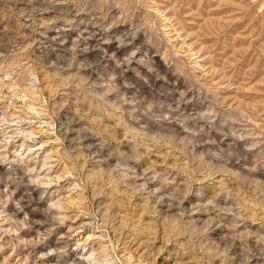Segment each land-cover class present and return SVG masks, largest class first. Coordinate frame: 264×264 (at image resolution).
I'll list each match as a JSON object with an SVG mask.
<instances>
[{
    "label": "clouds",
    "instance_id": "obj_1",
    "mask_svg": "<svg viewBox=\"0 0 264 264\" xmlns=\"http://www.w3.org/2000/svg\"><path fill=\"white\" fill-rule=\"evenodd\" d=\"M25 2L24 26L45 41L55 34L44 46L0 32V264H153L170 248L178 264H235L228 253L237 241L247 254L250 241L264 248V100L224 95L231 78L201 67L213 57L197 32L187 33L200 50L178 69L189 80L178 92L174 58L162 67L155 36L142 38L158 30L144 13L155 0ZM214 2L251 16L249 27L264 35L256 0ZM183 4L173 5L170 28L187 27L176 15ZM57 6L68 11L37 19ZM200 72L207 83L197 92ZM73 97L89 112H72ZM104 111L124 131L115 146L79 126L93 112L102 124ZM154 152L162 162L145 167ZM237 186L257 202L255 231ZM130 200L150 224L136 222Z\"/></svg>",
    "mask_w": 264,
    "mask_h": 264
},
{
    "label": "rangeland",
    "instance_id": "obj_2",
    "mask_svg": "<svg viewBox=\"0 0 264 264\" xmlns=\"http://www.w3.org/2000/svg\"><path fill=\"white\" fill-rule=\"evenodd\" d=\"M176 2L177 0H155V7L144 10L145 15L158 22V30L155 33L149 30L148 34L142 38L151 41L155 36L156 46L160 48L158 56L162 67L169 64L170 54L174 58L169 80L172 84H175L179 79L181 87L177 91H182L186 86H189L188 78L178 69L183 67L186 60L194 58L195 53L200 50L194 41L187 36L188 32H197L200 38V47L208 45L213 57L209 64L201 62V67L208 68L210 65L211 69H223L226 71V75L231 78L233 89L224 95L249 103L264 100V35L256 32L254 27H249L250 24H253L252 17L233 16L231 8H221L214 0H204L203 3H201V0H184L180 12L176 15L181 24H186L187 27L183 30L170 28L167 21L173 14V5ZM262 9H264V0H256L253 15ZM25 11V0H0V32L16 35L23 43H31L35 39L42 41L43 45L47 46L50 43V36L55 33H51L47 41L43 40V37H40L38 33H33L31 29L24 26ZM66 11H68L67 8L57 6L52 13L40 14L37 19L42 23L50 18V15H58ZM193 13H196V15H193ZM70 35L74 36L75 33ZM97 40H99V37H97ZM112 47L114 49L115 45ZM36 52L39 55V47L36 48ZM123 54L122 52L121 55ZM154 54H156L155 51ZM96 55L97 53H92V56ZM47 75V72L41 74V79L45 81L43 88L46 90V94L50 88ZM204 75V72H200L193 77V82L200 80V83L196 86L197 92H199L201 86L207 83V81L200 79ZM250 89L254 90L250 91ZM229 103H231V100H229ZM71 104L72 112H76L81 107L85 113L89 112L90 104L82 106L75 97L72 98ZM102 115V124L95 123L97 113L93 112L79 126L93 128L100 136H107L115 146L116 142L123 138L124 131L116 127V120L109 118L107 111H104ZM110 128L111 131H109ZM125 150L127 149L125 148ZM105 154L107 155V153ZM162 155V152H154L144 166L147 167L152 163L162 162L159 159ZM170 163H175V161L173 160ZM3 175V170L0 169V176ZM222 179V177H218L217 183ZM3 187L4 185L0 184V189ZM236 195L242 200H247L249 206L253 208L247 222L254 226L253 231H255L256 228L261 227L255 218L257 202L248 194L247 190L241 189L239 186L236 187ZM128 203L131 205L130 211L137 223L148 225L152 222L150 216H144L143 208L137 211V202L130 200ZM12 210L10 205L9 211ZM261 213V219H264V206H261ZM120 214L126 215L128 211L126 210ZM228 228L229 225L225 223L224 228L215 234L214 240L218 242ZM242 231H247V229H242ZM30 235H34V233L24 234L25 238H29ZM162 237L163 234L161 233V239ZM144 238L147 239L148 236L146 235ZM52 243V241L49 242V244ZM123 243L128 245L129 241L124 240ZM250 243L253 245L252 251L247 254L244 247L237 241L236 247L228 253V259L235 261V264H245L246 260L249 264H264V248L256 246L254 240ZM160 246V244L156 245L157 250ZM45 250L43 247L38 248L35 250V254ZM174 251V248H170L164 255L160 256L159 260L153 261V264H178L174 258ZM221 252H223V249H221ZM2 259L3 257H0V260ZM12 264H15V259Z\"/></svg>",
    "mask_w": 264,
    "mask_h": 264
}]
</instances>
